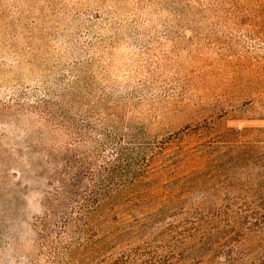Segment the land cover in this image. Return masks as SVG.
Returning a JSON list of instances; mask_svg holds the SVG:
<instances>
[{"label":"trees","instance_id":"obj_1","mask_svg":"<svg viewBox=\"0 0 264 264\" xmlns=\"http://www.w3.org/2000/svg\"><path fill=\"white\" fill-rule=\"evenodd\" d=\"M9 2L0 0V20L8 14L21 23ZM192 3L99 0L86 19L73 13L76 0L49 1L51 13L70 17L89 41H67L60 69L28 61L41 73L39 86L19 85L18 75L6 101L0 97V264H264V126L223 125L226 110L151 136L137 116L150 105L135 96L142 91L109 84L101 57L90 54L139 33L145 12L181 17ZM61 30L45 38L58 41ZM2 34L9 57L35 51L31 39L21 47L16 33L11 43ZM263 89L243 101L259 105V120ZM10 172L36 187L40 213L28 217L32 191Z\"/></svg>","mask_w":264,"mask_h":264},{"label":"rangeland","instance_id":"obj_2","mask_svg":"<svg viewBox=\"0 0 264 264\" xmlns=\"http://www.w3.org/2000/svg\"><path fill=\"white\" fill-rule=\"evenodd\" d=\"M7 1H10L9 11L14 5L18 7L22 22L17 23V19L7 14L3 23L0 20L1 37L11 43V35L16 33L21 47L31 39L32 44L28 46L35 51H26L24 58L16 59L14 54L9 57L5 49H0V69L11 71L0 74V97L4 101L9 95L5 90L16 84L19 76V85L39 86L41 73L38 67L30 68L28 61L37 60L39 65L60 69L57 57L64 53L67 41L74 40L80 45L89 41L84 29H77L70 17L51 13V0L27 3L4 0V3ZM76 1L79 4L73 5V13L82 15L83 12L86 19L98 8L99 0ZM190 6L192 14L181 17L167 14L159 17L147 11L139 33L110 38L90 54L101 57L100 65L109 74V84L142 91L135 96L146 97L150 105L140 107L142 115L137 116L151 136L164 138L201 122L206 116L217 119V114L226 110L228 113L221 120L223 125L264 126V120H259L262 115L259 105L243 107V101L260 96L257 93L264 88V0H197ZM54 26L63 28L58 41L45 38V33L53 32ZM261 99L264 102V95ZM233 105L240 109L231 113ZM12 118L7 117L5 121L10 122ZM40 126L41 122L34 123V131ZM195 140L188 138V142ZM10 175L13 181L23 184L27 193L32 191L27 198L31 205L28 217L40 213L35 202L41 198L32 197L36 187L25 183L19 175L11 172ZM30 248L26 245L32 252Z\"/></svg>","mask_w":264,"mask_h":264}]
</instances>
